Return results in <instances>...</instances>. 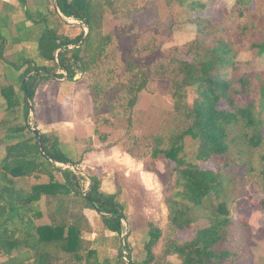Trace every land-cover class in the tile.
<instances>
[{"label": "trees", "instance_id": "obj_1", "mask_svg": "<svg viewBox=\"0 0 264 264\" xmlns=\"http://www.w3.org/2000/svg\"><path fill=\"white\" fill-rule=\"evenodd\" d=\"M16 1L25 14L17 23L14 4L0 0V149H5L0 159V264H128L124 252L130 264H174L172 256L182 264H237L242 254L233 249L238 239L230 236L241 218L230 212L225 199L229 185L223 170L237 140L252 151L264 145V72L243 71L237 60L243 51L264 55V13L251 8L255 0H223L219 20L193 18L192 40L170 47L150 64L127 65L118 36L106 30L105 21L111 16L121 34H132V15L142 10L133 0H57L60 13L54 0H34L33 6L30 0ZM166 1L191 13L206 8L204 0ZM69 19L83 25H72ZM18 45L20 51L8 54ZM77 75L97 106L120 88L119 98L110 104L126 111L129 124L150 81L169 80L179 123L174 131L155 137L150 155H163L174 177L166 200L170 223L185 231L205 218L209 226L197 228L189 240L167 237L156 253L162 230L152 225L146 256L136 260L129 237L122 243L127 205L116 193L105 192L95 175L85 187V177L76 171L82 159L56 132L38 129L45 152L41 154L31 128L30 103L35 109L42 82ZM256 94L261 97L259 111L254 100H240ZM237 127L239 133L234 132ZM187 137L198 142L196 162L187 160ZM259 164L264 177V152ZM255 202L264 208V198ZM88 210L103 225L97 237L91 236L95 232ZM111 246L118 250L113 257L107 252Z\"/></svg>", "mask_w": 264, "mask_h": 264}, {"label": "rangeland", "instance_id": "obj_2", "mask_svg": "<svg viewBox=\"0 0 264 264\" xmlns=\"http://www.w3.org/2000/svg\"><path fill=\"white\" fill-rule=\"evenodd\" d=\"M8 1L15 6L13 21L23 20V7L16 0ZM133 1L142 10L132 15V34H121L119 22L111 16L105 21L106 30H114L118 36L126 65L130 62L150 64L170 47L192 40L196 36L193 18L200 16L219 20L225 8L223 0H204L206 8L193 13L182 6L172 7L166 0ZM30 4L33 6L34 0H30ZM251 8L257 10L258 6L254 3ZM68 22L82 25L71 19ZM21 49L22 45H18L8 54ZM237 60L243 71L264 72V55H258L256 50L241 52ZM2 68L0 63V72ZM78 78L79 75L73 80L62 78L42 82L34 101L35 118L32 119L31 115L32 123L37 124V129L42 132H56L75 149L78 158L82 159L79 168L82 172L76 171L85 177V187L89 188L90 176L95 175L101 178L105 192L116 193L127 205L128 227L124 222L122 236L128 231L126 238L129 237L134 259L145 258V243L152 225L162 230L156 253L161 252L167 237L189 240L195 236L197 228L209 226L210 221L205 218L197 220L193 229L185 231L170 223L166 200L172 193L174 177L163 155L157 158L150 155L155 137L174 131L179 123L174 112V100L169 93V80L159 78L150 81L148 89L140 95L129 124L126 111L122 107L114 109L110 104L119 98L120 88H114L107 102L97 106L86 84ZM240 100L243 103L254 100L257 111L262 106L258 94ZM1 105L3 100L0 97ZM260 115L264 118V110ZM240 131L241 127H237L234 132ZM262 133L264 135V129ZM185 146L187 160L196 162L198 142L187 137ZM263 152L264 145L252 151L237 140L231 144L229 156L225 159L229 162L223 170L229 185L225 199L230 212L241 218L236 220L230 236L239 242L233 247L242 254L237 264H264V208L255 202L264 198V177L259 172V159ZM4 153L5 149L1 148L0 159ZM201 164L203 167H216L212 162ZM209 203L213 204V201ZM87 215L95 232L91 236L97 237L103 228L101 220L91 210ZM108 249L112 257L118 253L114 246ZM170 258L174 264H182L177 257Z\"/></svg>", "mask_w": 264, "mask_h": 264}, {"label": "water", "instance_id": "obj_3", "mask_svg": "<svg viewBox=\"0 0 264 264\" xmlns=\"http://www.w3.org/2000/svg\"><path fill=\"white\" fill-rule=\"evenodd\" d=\"M54 5H55L56 10L60 13V10H59V8H58V4H57V0H54ZM81 24L83 25V23H81ZM86 29H87V31H86V35H87L88 32H89V29H88V27H87ZM26 81H27V79L24 80L25 91H26L27 100L30 102V95H29V93H28V89H27V87H26ZM30 106H31V115H32V119H34V118H35V109H34V107L32 106L31 103H30ZM34 126H35L34 123H31V128L34 130L35 134L38 136L39 141H40V151H41V154L45 155V152H44V146H43V144H42L41 134H40L39 130L36 129ZM47 159H48V160H51L49 157H47ZM78 170H79L80 172H82L80 169H78ZM90 185H91V183H90ZM90 187H91V186H90ZM86 193H87V192H85L84 194L86 195ZM123 222H125L126 226L128 227V223H127L126 218H123ZM127 234H128V231H127V233H126L124 236H122V243H123V246H124V244H125L124 242H125V239H126V235H127ZM123 255H124V259H125V261H126L128 264H130L129 261H128V259L125 257V252L123 253Z\"/></svg>", "mask_w": 264, "mask_h": 264}, {"label": "crops", "instance_id": "obj_4", "mask_svg": "<svg viewBox=\"0 0 264 264\" xmlns=\"http://www.w3.org/2000/svg\"><path fill=\"white\" fill-rule=\"evenodd\" d=\"M254 3H255V6H258L256 11L260 13H264V0H255ZM4 156H5V153H4Z\"/></svg>", "mask_w": 264, "mask_h": 264}]
</instances>
